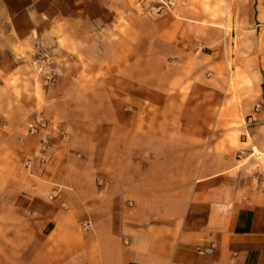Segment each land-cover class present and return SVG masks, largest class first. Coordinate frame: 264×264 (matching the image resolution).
Listing matches in <instances>:
<instances>
[{
    "label": "crops",
    "instance_id": "obj_1",
    "mask_svg": "<svg viewBox=\"0 0 264 264\" xmlns=\"http://www.w3.org/2000/svg\"><path fill=\"white\" fill-rule=\"evenodd\" d=\"M163 1L0 0V264H264V0Z\"/></svg>",
    "mask_w": 264,
    "mask_h": 264
},
{
    "label": "rangeland",
    "instance_id": "obj_2",
    "mask_svg": "<svg viewBox=\"0 0 264 264\" xmlns=\"http://www.w3.org/2000/svg\"><path fill=\"white\" fill-rule=\"evenodd\" d=\"M150 3H152V7L150 8L151 12L153 13V15H158L160 14V9L161 7H166L165 5V1L162 2V0H149ZM191 0H171L170 2H168V6L172 7V5L177 6L178 8H180L181 10L183 9H189V5H190ZM193 5V4H192ZM207 11L209 10V8H204ZM215 10H220V8L218 7H214ZM206 15L209 17V19H211L208 23L204 24L209 25L212 30H213V35H212V39H213V46L210 47L211 50L213 52H217L218 55L216 57V59H218L219 61H222V65H223V71L226 72L225 74L230 76L229 78V82L232 85L234 83V81H236V78L232 77V70L236 64V59L237 56L242 53L241 50H244V53H250L251 52V46H239L238 44V38L239 36L243 35L246 36L247 35V31H240L237 29L236 24L233 22L232 23V14L230 13H225L223 12H217V13H206ZM175 16H181L179 14L175 15ZM204 16V15H203ZM182 17V16H181ZM244 32V33H243ZM253 33V31H252ZM250 33V34H252ZM240 34V35H239ZM259 36V35H257ZM260 38H261V42L264 43V32H261L260 34ZM262 49H264V45L261 46ZM196 51L197 52H205L206 49L204 48V46H202L200 43L197 44L196 46ZM229 68V69H228ZM185 81H182V85L187 86V85H191V91H193L192 93L189 90H184L181 95H180V102H182L183 104L186 103V109L182 111V118H189L191 120H194L195 118L200 119V118H206L207 116L212 117L214 122L217 119L222 118V116H225L224 119H231L234 115L233 110H223L221 111L219 109L218 104L215 103V95L213 96V101H214V106L217 108H213L212 110L206 111L205 109H193L190 108V104L193 102H197L198 105H203V103L205 102V95L204 94H200L199 90L200 88H204L205 86V82L204 79L199 78L191 83L188 82L187 78H184ZM231 88V86H230ZM232 91V89H231ZM233 92V91H232ZM190 103V104H189ZM189 105V107H188ZM192 105V104H191ZM223 112V115L221 114ZM228 117V118H227ZM223 120V118H222ZM34 128V127H32ZM182 128H186V129H197V127H193V126H187V127H182ZM198 128H200L198 126ZM223 126L218 125L216 126V128H214V132L215 133H220L224 131ZM35 129V128H34ZM61 140H63L65 143H69L68 139L63 138L61 136Z\"/></svg>",
    "mask_w": 264,
    "mask_h": 264
},
{
    "label": "bare ground",
    "instance_id": "obj_3",
    "mask_svg": "<svg viewBox=\"0 0 264 264\" xmlns=\"http://www.w3.org/2000/svg\"><path fill=\"white\" fill-rule=\"evenodd\" d=\"M229 69V68H228ZM233 77V76H232ZM229 78H230V76H229ZM235 83V82H234Z\"/></svg>",
    "mask_w": 264,
    "mask_h": 264
},
{
    "label": "built area",
    "instance_id": "obj_4",
    "mask_svg": "<svg viewBox=\"0 0 264 264\" xmlns=\"http://www.w3.org/2000/svg\"><path fill=\"white\" fill-rule=\"evenodd\" d=\"M32 129H34V128H32Z\"/></svg>",
    "mask_w": 264,
    "mask_h": 264
}]
</instances>
